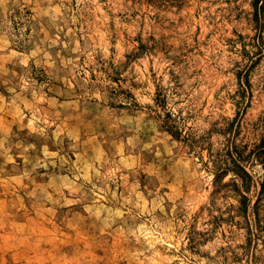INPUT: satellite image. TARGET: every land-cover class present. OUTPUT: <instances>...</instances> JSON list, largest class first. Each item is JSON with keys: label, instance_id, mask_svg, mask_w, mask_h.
Segmentation results:
<instances>
[{"label": "rangeland", "instance_id": "obj_1", "mask_svg": "<svg viewBox=\"0 0 264 264\" xmlns=\"http://www.w3.org/2000/svg\"><path fill=\"white\" fill-rule=\"evenodd\" d=\"M0 264H264V0H0Z\"/></svg>", "mask_w": 264, "mask_h": 264}]
</instances>
